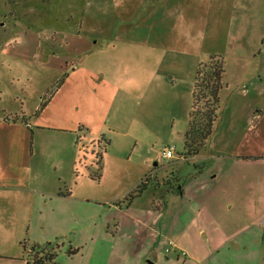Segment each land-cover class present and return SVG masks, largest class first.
Wrapping results in <instances>:
<instances>
[{"label": "rangeland", "instance_id": "374dc122", "mask_svg": "<svg viewBox=\"0 0 264 264\" xmlns=\"http://www.w3.org/2000/svg\"><path fill=\"white\" fill-rule=\"evenodd\" d=\"M184 3L125 0L120 8L118 0H0V184H24L21 189H0V231L6 241H58L59 264H264V94L246 99L247 105L258 100L263 112L256 133L249 130L250 107L238 111L221 103L220 118L205 146L176 164L180 180L168 165L179 154L165 161L162 151L170 143L183 149L184 142L161 141L151 147L149 168L155 162L166 166L154 168L142 180L140 195L127 200L113 197L136 188L131 179L140 176V165L133 173L124 159L119 168L112 159L103 175L97 156L80 150L71 172L69 144L60 131L42 128L47 125L44 115L37 114L64 77L47 55L64 57L66 41L78 35L107 43L119 34V40L145 47L146 28L147 34L156 32L172 43L176 33L181 37L180 18H193L191 28L200 27V33L208 22L201 42L224 55L229 78L236 73L239 53L254 48L264 54V45H257L260 36L264 39V0ZM145 13L152 26H146L147 18L145 25L140 22ZM159 47L171 61L159 72L170 69L185 78L195 76V68L188 76L189 66L170 60L177 54L174 45ZM242 64L246 69L247 61ZM148 149L140 143L133 159L142 161ZM39 150L44 156L38 162L34 156ZM206 175L209 182L199 185L196 179ZM118 182L121 186L115 188ZM55 191L62 194L50 193ZM71 247L78 249L76 254L68 253ZM22 250L11 264H25Z\"/></svg>", "mask_w": 264, "mask_h": 264}, {"label": "crops", "instance_id": "0c3cea01", "mask_svg": "<svg viewBox=\"0 0 264 264\" xmlns=\"http://www.w3.org/2000/svg\"><path fill=\"white\" fill-rule=\"evenodd\" d=\"M118 1L121 8L122 3L125 4V0ZM186 3L187 5L193 4L195 0H185L184 5ZM118 12L123 13L122 9H118ZM146 18L149 22L146 26H152L151 17L149 15L147 17L146 13L143 20L140 21L142 25H145ZM140 22L135 28L138 29L142 26ZM80 25H82V21ZM193 25V18L186 20L181 17L179 22L181 37L176 33V41H172V43L169 40L164 41L167 37L162 38L156 32L147 34L148 28L144 27L146 40L142 43H145V47L140 46L142 44L123 42L119 40V34L116 39H109L107 43H99L97 40L93 42L92 38H80L78 35V39L65 40L66 55L64 57L57 55V52H50L47 55L51 59H55L54 68L64 74L60 82L64 80L49 99H43L41 105L46 101L47 103L38 116L44 115L43 121L47 125L42 128L60 131L62 133L60 138L65 139L69 144V170L71 172H74L73 168L78 162L77 158L81 157L80 150H83V152L97 156L102 165L103 175L108 169V163L112 164V159L118 160L116 164L118 168L119 165L121 167L122 159H124V165H129L130 169L133 166V173L136 169L135 165H140L138 183H141L153 172L154 168L159 169L166 166H159V163L155 162L154 167L149 168L150 156H153V151L150 148L161 141L181 140L184 142L183 149H178L176 143L168 144L175 145V156L177 153L179 154V158L175 161L172 160L168 165H172V170L175 169L176 181L180 180L179 172L175 167L178 166H176L178 162L188 159L184 149L185 134L189 126L188 116L193 101L196 69L211 54L219 52L214 45L211 48L208 46L205 48L201 42V34L203 37L207 36L208 22L204 27L202 26V33H200V27L192 30L191 26ZM229 34L230 32L225 34L226 41L230 38ZM121 35L123 37L122 33ZM146 42L150 48H146ZM166 43L174 45L175 53H177L174 59L170 60L190 67L188 76L195 68L193 78H185L180 72L176 73L170 69L159 72L164 65L169 66L171 62H167L169 58H166L165 48L159 47ZM123 44L126 46L121 48ZM257 45H264L262 36L258 38ZM261 52L262 49L256 53L253 48L249 53H239L236 58L238 62L236 73L229 78L225 72L224 87L221 91V103H225L227 107H235L238 111L247 106L252 109L249 116L251 122L249 130L253 133H256L259 125L262 124L263 112L261 108H257L258 100L249 106L246 104V99L250 95L255 99L259 97L258 95L264 94V54ZM79 56L81 58H78ZM242 61H247L246 69L243 67ZM47 118L50 119L46 121ZM51 138L56 139L57 136L52 135ZM28 139L31 138L28 137ZM140 143L149 149L145 151L147 155L142 161H136L133 159V155ZM36 153V155L32 154L39 162L44 154L42 150ZM155 153L158 154V152ZM36 164L38 163L36 162ZM144 165L146 167H143ZM100 174L102 176V173ZM261 174L264 178V169ZM25 176L21 175V178H25ZM207 177L208 175L203 177L204 180L198 178L196 182L203 186L206 181L209 182ZM209 177L214 178L211 174ZM138 178L133 176L131 179L133 186L139 185L136 184ZM125 179H128V175H125ZM181 183L178 186L179 189ZM119 185L118 182L115 188H120L121 185ZM6 188L21 189L24 188V184L23 181L0 184V189ZM127 188L131 190L130 187ZM50 193L58 196L62 194L60 191ZM183 193L184 191L181 192V194ZM129 194L130 192L126 195L121 193L117 197H113L115 198L113 200H127ZM2 198L0 197L1 202L4 201L1 200ZM1 218L2 216H0ZM5 237V233L2 234L0 231V264H6L3 260H10L7 264H11L14 261L12 259L23 254V244L14 241V239L10 242L6 241Z\"/></svg>", "mask_w": 264, "mask_h": 264}, {"label": "trees", "instance_id": "16d2710c", "mask_svg": "<svg viewBox=\"0 0 264 264\" xmlns=\"http://www.w3.org/2000/svg\"><path fill=\"white\" fill-rule=\"evenodd\" d=\"M224 74L225 58L222 54H211L206 61L200 64L195 77L193 101L189 113V127L185 134L184 149L186 155L198 154L213 134L215 123L219 118ZM62 81L59 82L56 88L60 86ZM55 91L56 89L50 94L49 98ZM46 103L47 101L42 103L37 114L45 107ZM16 118H13V120L16 121ZM9 119L6 118V120ZM98 162L101 163L100 160ZM100 169H102V165ZM98 175L100 176V173ZM141 184L128 197L140 195L142 191ZM24 243L23 247L26 251L24 255L25 264H59L57 257L61 244L58 241L43 244L36 242L30 244L27 241ZM77 251V248L71 247L68 253L74 255Z\"/></svg>", "mask_w": 264, "mask_h": 264}, {"label": "built area", "instance_id": "2783aa9c", "mask_svg": "<svg viewBox=\"0 0 264 264\" xmlns=\"http://www.w3.org/2000/svg\"><path fill=\"white\" fill-rule=\"evenodd\" d=\"M175 151H176V148H175V145H171V146H167L164 150H163V158L164 160H170L172 158H174L175 156ZM169 245L171 247L175 246V243L173 240H169ZM167 251H170L169 248H167Z\"/></svg>", "mask_w": 264, "mask_h": 264}]
</instances>
